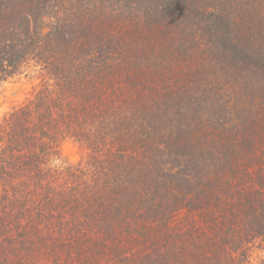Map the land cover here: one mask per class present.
I'll return each mask as SVG.
<instances>
[{
	"label": "trees",
	"instance_id": "obj_1",
	"mask_svg": "<svg viewBox=\"0 0 264 264\" xmlns=\"http://www.w3.org/2000/svg\"><path fill=\"white\" fill-rule=\"evenodd\" d=\"M29 70L0 264H264V0H0V83Z\"/></svg>",
	"mask_w": 264,
	"mask_h": 264
},
{
	"label": "rangeland",
	"instance_id": "obj_2",
	"mask_svg": "<svg viewBox=\"0 0 264 264\" xmlns=\"http://www.w3.org/2000/svg\"><path fill=\"white\" fill-rule=\"evenodd\" d=\"M43 31L51 28V20L45 18L42 23ZM39 81L37 72L29 70L0 83V117L13 106L19 104L29 95L33 86ZM59 157L54 164L76 163L84 156L83 149L72 139L63 140L58 148Z\"/></svg>",
	"mask_w": 264,
	"mask_h": 264
}]
</instances>
